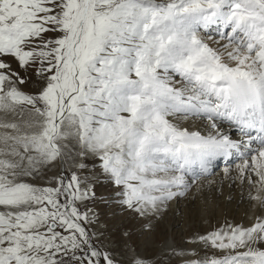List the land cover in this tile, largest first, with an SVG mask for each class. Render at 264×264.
<instances>
[{
    "label": "snow or ice",
    "instance_id": "obj_1",
    "mask_svg": "<svg viewBox=\"0 0 264 264\" xmlns=\"http://www.w3.org/2000/svg\"><path fill=\"white\" fill-rule=\"evenodd\" d=\"M73 153L149 227L218 160L264 209V0H0V264H117ZM189 242L182 264H264V212Z\"/></svg>",
    "mask_w": 264,
    "mask_h": 264
},
{
    "label": "rangeland",
    "instance_id": "obj_2",
    "mask_svg": "<svg viewBox=\"0 0 264 264\" xmlns=\"http://www.w3.org/2000/svg\"><path fill=\"white\" fill-rule=\"evenodd\" d=\"M212 37L215 41L219 40L216 33H213ZM220 43L222 44L224 41H220ZM37 87L36 83H29L24 87V90L35 91ZM169 119L174 122V120L179 118L169 117ZM73 155L75 156L76 153H73ZM69 162H73V160L69 159ZM84 162L88 167L81 172V175H88L89 179L95 181L94 190L98 197L92 205L95 212L93 223L86 225V227H88L90 232L96 234L97 238L94 240V243L97 247L111 253L117 264H132L134 257L137 256L146 258L149 264H179L178 261L173 262L174 256L171 254V249L173 248H177L176 250H179V252L186 251V253H191L196 248L195 250L199 256H203L204 253L200 251V246L189 242L193 237L205 235L223 225L226 221L238 224L237 219L239 218V214H242L241 221H245L264 212L262 208L253 211L245 208L246 206L242 208L237 204L232 205L233 201L231 202L228 199L234 193L236 194V190L234 189L236 185L232 183L228 187H225L224 183L223 185L218 182L217 186L219 185L220 189H223L222 191L219 190L220 193L216 192L218 190L214 191L208 187L209 191L206 187V191L204 190L202 193L197 192L199 194L198 199H192V203L189 204L190 206L186 205L183 207L185 205L183 203L184 205L182 207L179 205L180 208H178V202L176 201L174 202L175 209L169 208L162 217L153 219L149 227L148 221L138 214L131 212L120 203L122 198L117 194V190L111 181L100 170L98 160L95 157L89 156L84 159ZM69 166H64V168L68 169V173L70 174L73 169ZM220 171L221 169L216 171V173L219 174ZM92 173H95V176L91 175ZM240 186H242V183ZM242 189L240 187L239 191L241 192ZM225 190L229 192H227L229 195L225 202L222 203V200H220L222 199L221 194ZM208 191L210 194H208ZM212 191H214L215 195ZM200 196H204V199ZM196 201L200 202L196 203ZM168 240L172 243V247L169 249L163 246Z\"/></svg>",
    "mask_w": 264,
    "mask_h": 264
},
{
    "label": "bare ground",
    "instance_id": "obj_3",
    "mask_svg": "<svg viewBox=\"0 0 264 264\" xmlns=\"http://www.w3.org/2000/svg\"><path fill=\"white\" fill-rule=\"evenodd\" d=\"M213 33L215 32H212L211 35H213ZM202 37L205 39V41L207 43H209V45L212 47H218V45L214 42L215 40L213 39H208L207 35L204 34V33H201ZM179 119H176L174 120L173 123L177 124L179 127H182V128H187L189 129L190 131H201L203 132L204 131V125L207 124V121H202L201 119L197 118V117H189L187 119H184L182 117H179ZM173 119V118H172ZM172 121V120H171ZM221 130L222 131H225V132H228L231 134V137L235 140H241L242 138L239 136V134H237L235 132L234 129H231L228 127V125L226 123H222L221 124ZM76 158L79 160V159H85L83 157H79L77 156V154L75 155ZM73 162H69V160L67 161V163L64 164L65 167L69 166V164H72ZM240 163V161L237 159V160H234V161H231L229 162L228 164L226 163H222L221 160H218L216 162V166H215V169L214 171L212 172V174L210 176H208L206 179L205 178H201L200 180L197 181L196 184H194L191 188V190L186 194L185 197H182L180 198L177 202H178V208L179 205L182 207L185 203V205L183 207H185L186 205H189L192 203V199L195 200V198L198 199V193H202L204 190L206 191V187L212 189V190H218L216 192H219L220 189V186L218 185L217 186V183L219 182L220 184H225V187H228L229 184H235V190H236V194L234 193V195L230 196L228 200H231V202L233 201V203H231L232 205H238L240 207L243 208V206L245 208H249V210H253V211H257L256 209H259L261 208L259 203L255 200H253L251 197L252 196H255L256 195V189L255 187H253L245 178L241 177L240 173H239V170L238 168L236 167V164ZM221 165V166H220ZM228 168V171L227 173L225 172V168ZM69 168V167H68ZM217 168V169H216ZM219 169H221L220 173H216V171H218ZM217 174V176H216ZM252 179L254 180L255 177L253 176ZM224 180V181H223ZM242 183V186H240ZM223 184V185H224ZM231 186V185H230ZM240 187H242L243 189L241 190V192L239 191ZM208 188V190H209ZM232 189V188H231ZM223 190V189H222ZM221 190V191H222ZM234 190V191H235ZM210 191V190H209ZM208 191V194H210ZM214 191H212L214 193ZM230 191V190H229ZM198 192V193H197ZM224 192V191H223ZM222 192V193H223ZM228 192V191H227ZM225 192L223 194H221V198L220 200H222V203L225 202V200L227 199L228 197V193ZM220 193V192H219ZM207 194V192H206ZM212 194V193H211ZM231 194V192H230ZM239 194V195H238ZM197 195V196H196ZM202 195V194H201ZM215 195V193H214ZM220 195V194H219ZM210 196V195H209ZM212 196V195H211ZM217 196V195H216ZM201 197V196H200ZM203 199H204V196H202ZM201 197V198H202ZM206 197V196H205ZM215 197V196H214ZM220 198V197H219ZM196 199V200H197ZM215 199V198H214ZM201 201V200H200ZM199 201V202H200ZM195 202V201H193ZM198 201H196L197 203ZM198 202V203H199ZM218 202V200H217ZM221 202V201H220ZM228 203V202H227ZM195 204V203H194ZM229 204V203H228ZM199 205V204H198ZM190 206V205H189ZM169 208H174V202L170 205ZM175 209V208H174ZM260 210V209H259ZM264 211V209H263ZM240 213V212H239ZM253 213V212H252ZM257 213V212H256ZM255 214V213H253ZM242 214H239L238 215V224H243V225H248L249 223L252 222V220L255 218H252V219H246L245 221H241L242 220ZM255 216V215H254ZM251 217H253L251 215ZM247 218V217H246ZM244 219V218H243ZM178 220V219H177ZM176 220V221H177ZM175 221V222H176ZM179 222V221H178ZM173 224V223H172ZM232 224H235V223H232ZM237 224V223H236ZM175 226V225H174ZM171 227V226H170ZM169 227V228H170ZM159 233V232H158ZM159 235V234H158ZM157 235V236H158ZM165 248L169 249L172 247V243L168 240L164 245H163ZM162 246V247H163ZM190 247V246H189ZM187 248V247H186ZM185 248V249H186ZM194 248V247H193ZM177 249V248H176ZM196 249V248H195ZM192 250V249H191ZM179 252V250H177ZM199 251V250H198ZM184 252V251H183ZM186 252V251H185ZM187 258H194V257H185V256H179L177 258V256H174L173 257V262H179V264H182V261L184 259H187ZM171 261V260H170ZM173 264V263H172Z\"/></svg>",
    "mask_w": 264,
    "mask_h": 264
}]
</instances>
